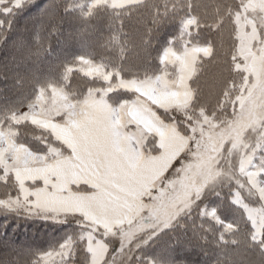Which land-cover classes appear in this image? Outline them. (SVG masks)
Masks as SVG:
<instances>
[{
  "label": "trees",
  "instance_id": "1",
  "mask_svg": "<svg viewBox=\"0 0 264 264\" xmlns=\"http://www.w3.org/2000/svg\"><path fill=\"white\" fill-rule=\"evenodd\" d=\"M239 8L237 0H143L123 7L110 0H0V119H7L11 111L50 85L63 86L78 102L121 78L147 80L165 74L175 79L179 57L164 59L167 49L180 55L187 43L211 46L209 55L200 54L191 79L194 95L186 110H161L166 120L188 135L192 116L224 115L223 108L230 105L241 78L235 69L234 14ZM191 17L195 23L188 27ZM135 96L134 91L115 85L106 98L117 105ZM20 127L19 138L33 151L62 148L50 131L29 122ZM247 138L226 158L231 180L213 182L220 198L215 191L212 200L232 228L185 213L144 244V254L136 252L129 264H148L151 258L167 264H264V236L260 242L254 239L249 219L225 195V187L234 186L230 184L234 177L242 184L239 162ZM3 174L0 167V197L17 195L13 173L5 174V180ZM78 228L77 220L59 221L1 207L0 264H39L44 252L58 248L67 236L73 238ZM105 239L111 241L109 236ZM74 243L78 255L87 258L86 240L75 238ZM186 251L198 253L190 258L183 254Z\"/></svg>",
  "mask_w": 264,
  "mask_h": 264
},
{
  "label": "rangeland",
  "instance_id": "2",
  "mask_svg": "<svg viewBox=\"0 0 264 264\" xmlns=\"http://www.w3.org/2000/svg\"><path fill=\"white\" fill-rule=\"evenodd\" d=\"M237 1L240 8L234 14L238 38L235 69L241 78L235 83L237 87L235 86L236 89L231 99L229 98L230 105L223 108L224 115L220 118L208 115L189 116L190 130L186 135L189 142L183 156L174 161L176 164L161 184L146 193L131 217L117 227L103 228L84 214L53 213L35 208L32 201L23 198L14 169L22 164L35 162V156L30 154L32 149L18 136L22 130L21 123L29 122L49 131L44 126L46 123L52 120L69 122L80 113L87 102L99 96H106L115 85L118 86V82L102 90H93L86 97L82 96L78 102L70 98L63 86L50 85L42 88L26 105L11 111L7 119H0V167L4 170L2 178L5 180V174L13 173L19 188L15 196L0 197V208L59 221L73 219L81 225L73 238L67 236L58 248L44 252L39 264H129L136 252L144 254V244L161 231L171 228L185 213L194 212L200 221L204 218L223 224L226 230L232 228V225L224 222L217 201L212 200V192L215 194V191H219L213 187V182L219 178L231 180V167L226 168V158L230 159L228 154L237 149V144L248 135V146L239 162V175L242 177L243 186H249L250 190H245L234 177L233 181H230L234 186L225 187V195L229 196L249 219L254 239L258 242L263 239L264 0ZM194 23V17L188 19V27ZM191 45L195 44L187 43L185 47ZM199 49L197 62L201 53L209 55L212 51L211 46ZM177 53L179 52L172 48L167 49L164 59L179 57V62L183 52L180 55ZM85 66H81L84 71L95 69V66L88 65L90 69L87 70ZM107 75L108 73L106 77ZM193 95L192 88V99ZM191 101L172 110L184 111ZM247 132L248 134H244ZM49 149L57 153L63 152V146L61 149L49 146ZM29 184L34 187V183ZM217 197L220 198L219 192ZM105 236L111 237V241L107 242ZM75 238L86 240L89 252L87 258L83 254L78 255ZM197 253L186 251L183 254L192 258ZM148 264L167 263L151 258Z\"/></svg>",
  "mask_w": 264,
  "mask_h": 264
},
{
  "label": "crops",
  "instance_id": "3",
  "mask_svg": "<svg viewBox=\"0 0 264 264\" xmlns=\"http://www.w3.org/2000/svg\"><path fill=\"white\" fill-rule=\"evenodd\" d=\"M139 1L111 0L117 7ZM199 52L196 45L185 47L175 79H119L120 88L136 93L131 100L113 105L99 96L69 122L46 123L65 149L32 150L35 162L14 169L23 198L42 211L84 214L106 229L126 222L188 146V137L161 110L192 100Z\"/></svg>",
  "mask_w": 264,
  "mask_h": 264
}]
</instances>
